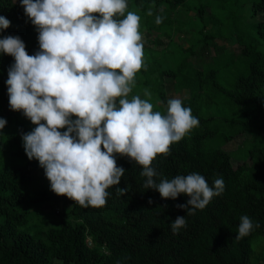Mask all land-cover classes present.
<instances>
[{"label": "trees", "instance_id": "1", "mask_svg": "<svg viewBox=\"0 0 264 264\" xmlns=\"http://www.w3.org/2000/svg\"><path fill=\"white\" fill-rule=\"evenodd\" d=\"M127 2L130 11L143 4L141 33L157 31L168 37L163 51H158L164 46L160 39L152 42L154 49L144 51L148 62L147 70H141L143 77L137 76L140 89L147 88L152 101L159 99L167 105L165 78L170 77L176 93L189 92L184 106L199 120V126L172 145L168 157L158 156L153 166L168 179L199 173L209 186L222 177L225 190L205 209L186 216L187 227L178 234H173L170 224L186 215L176 205L186 203L188 197L163 200L157 191L145 189L141 166L126 157L116 160L125 169L118 187H127L128 192L121 197L116 186L108 189L103 208H82L57 196L50 191L45 174L47 188L34 195L32 186L39 182L34 176L44 170L38 161H29L21 139V133L34 126L21 112L10 110L6 81L14 58L0 54V118L7 120L0 134V264H263L264 249L259 252L257 240L264 239V0H254L249 7L248 24L243 19L231 20L226 26L230 33L216 18L217 8L208 21L207 5L190 0ZM181 8L195 17L180 26L179 32L199 25L196 41L189 47L172 38L173 15ZM157 15L164 17L160 25L155 23ZM0 16L10 21L9 28L0 30V38L19 36L28 54L34 55L39 50L38 33L20 0H0ZM208 24L213 27L210 31H206ZM233 38L241 47L233 53L215 44L218 39ZM198 45L203 56L215 52L201 69L191 65ZM158 54L175 64L160 63L154 57ZM154 74L157 77L152 78ZM153 80L158 83L153 85ZM238 138H243L242 146L236 152L227 151L225 146ZM234 160L240 163L235 166ZM42 203L50 207L53 225L43 221L33 227L32 208L40 209ZM57 206L63 212L55 218ZM242 215L260 227L236 239Z\"/></svg>", "mask_w": 264, "mask_h": 264}, {"label": "clouds", "instance_id": "2", "mask_svg": "<svg viewBox=\"0 0 264 264\" xmlns=\"http://www.w3.org/2000/svg\"><path fill=\"white\" fill-rule=\"evenodd\" d=\"M20 3L38 33L39 50L29 55L19 36L8 35L0 38V54L14 58L6 81L10 110L21 112L34 126L21 133L29 161L39 162L54 194L82 208L100 209L113 186L117 195L127 194V187H118L125 169L116 160L126 157L141 166L145 189L157 191L163 200L188 197L176 205L186 215L170 224L178 234L187 227L186 216L222 195L225 183L221 177L209 186L196 172L168 179L153 166L158 156L168 157L171 146L198 127L199 120L180 98L168 99L162 113L154 110L147 88L146 99L132 94L137 74L147 70L141 17L128 10L127 0ZM152 14L149 9L147 15ZM163 19L157 15L155 23ZM9 26L0 16V30ZM6 124L0 118V134ZM259 227L242 215L236 239Z\"/></svg>", "mask_w": 264, "mask_h": 264}, {"label": "rangeland", "instance_id": "3", "mask_svg": "<svg viewBox=\"0 0 264 264\" xmlns=\"http://www.w3.org/2000/svg\"><path fill=\"white\" fill-rule=\"evenodd\" d=\"M254 0H190V3L192 4H203V5H207L208 10L207 13L205 14L207 20L209 21V18L212 17V15L214 14V8L219 9V12H217V16L216 18L219 20L220 23H223V27L226 30V26L230 25L231 20H236V21H240L241 19H243V22H246V24L249 23V17L251 15V11L250 8L253 5ZM143 9V4L138 3L136 5L135 10H133L134 12H136L139 16H140V12ZM191 17L194 18L195 14L190 12L188 9L186 8H181L179 11H177L174 15H173V28L176 29L175 32L172 34V38H173V42H177L180 45L184 46V47H189L190 45L193 44V42L196 41L197 38V28L199 27V25H192L191 26H186L184 27V31L179 32L177 29L180 26L183 25H187L190 24L191 22ZM245 24V23H244ZM212 25L208 24V27L206 28V31H210L212 29ZM225 33H230L229 30H226ZM143 39H144V51H146V48H151L154 49L152 42H154L155 40L160 39L163 43V45H160V47L158 48V51L161 52L163 51V49L168 46V37L162 36L160 34H158L157 31L155 32H151L150 34L147 32H143ZM176 43V44H177ZM215 44L217 46L220 47H224L226 49L227 52L229 53H233L236 50L240 49V45H238L236 38H233L230 41L227 40H223V39H218L216 40ZM166 46V47H165ZM201 46H196L195 50H197L198 54L196 56H191V65L194 66L195 68L201 69L204 63H208L212 60V57L215 56V52H210L209 55L203 56L201 55L200 51ZM213 48V47H212ZM202 51V50H201ZM163 53V52H162ZM155 58H158V61L160 63H168V64H172L174 65V61L170 60V59H166L164 55L162 54H158L156 56H154ZM170 60V61H169ZM148 59H145V64H147ZM137 76H142L141 72L137 74ZM143 77V76H142ZM157 77V74H154L152 76V78ZM165 84H166V89L168 92V96L167 98H180L182 100L189 98V92H184L183 94H178L175 92L174 90V83L173 80L170 77H166L165 78ZM157 81L153 80V85H155ZM158 83V82H157ZM133 95L135 94H139L141 96V98H145L143 96V90L140 89V86L138 85V83H136L135 88L133 89ZM157 100L159 99H155V100H151L150 102H152L154 104V110H158L161 111L162 113H164L166 111V104H164L161 100H159L161 103L157 104ZM243 143V138H238L236 140H234L232 143H229L228 145L225 146V149L227 151L230 152H236V150H238ZM240 162L234 160V165L237 166ZM35 179L38 180L39 182H37L36 184H34L33 190H34V195L38 196L40 194V192L42 191L43 188H47V184L43 183V177H44V172L41 170L40 172H38L35 176ZM42 181V182H41ZM51 191V190H50ZM42 207L39 208H32V214H31V224L33 227H36L38 225H40L43 221H46V224L50 227L53 225L54 222V218L48 216L50 215V207L48 206V204H44L42 203ZM55 213L56 216L55 218H58V213L59 212H63V207L62 206H57L55 209ZM257 244H258V250L259 252L262 251L264 249V239L261 240H257ZM264 264V263H263Z\"/></svg>", "mask_w": 264, "mask_h": 264}]
</instances>
